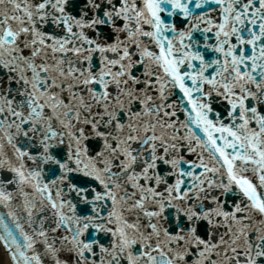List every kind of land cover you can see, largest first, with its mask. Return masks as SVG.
<instances>
[{"label":"snow or ice","instance_id":"snow-or-ice-1","mask_svg":"<svg viewBox=\"0 0 264 264\" xmlns=\"http://www.w3.org/2000/svg\"><path fill=\"white\" fill-rule=\"evenodd\" d=\"M0 248L264 264V0H0Z\"/></svg>","mask_w":264,"mask_h":264},{"label":"bare ground","instance_id":"bare-ground-1","mask_svg":"<svg viewBox=\"0 0 264 264\" xmlns=\"http://www.w3.org/2000/svg\"><path fill=\"white\" fill-rule=\"evenodd\" d=\"M0 256L3 257V262H2V264H6L7 257H6V254L3 252V249H2V248H0Z\"/></svg>","mask_w":264,"mask_h":264}]
</instances>
